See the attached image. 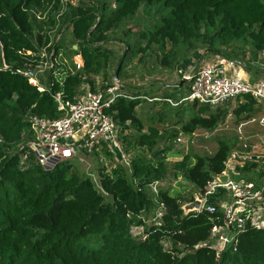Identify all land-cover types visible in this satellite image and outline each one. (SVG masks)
I'll return each instance as SVG.
<instances>
[{"label": "trees", "instance_id": "16d2710c", "mask_svg": "<svg viewBox=\"0 0 264 264\" xmlns=\"http://www.w3.org/2000/svg\"><path fill=\"white\" fill-rule=\"evenodd\" d=\"M115 43L127 51L118 76L123 97L106 113L119 135L135 129L123 140L148 156L135 155L129 167L101 169L95 181L71 160L43 170L21 145L28 119L61 117L54 101L57 93L73 101L85 85L93 93L113 86L110 72H116L124 54L108 48ZM198 50L205 52L204 58L220 54L231 62L248 52L256 60L264 53V0H0V264H264V231L247 223L236 234L235 250L217 253L209 244L215 242L213 228L224 227L220 210L187 213L183 207L194 201L193 196L182 202L178 193L158 189L155 196L148 188L168 175L165 159L172 155L170 143L178 134L213 132L229 114L237 124L260 111L249 96L236 99L230 112L229 102L211 107L182 101L189 92L183 96L177 89V97L160 99L164 117L175 119L178 129L145 131L136 109L147 104V93H126L121 85L128 63L138 56L147 75L158 69L172 75ZM43 53L52 54L54 67L39 73L36 67ZM75 56L83 63L79 69ZM63 58L69 66L65 73ZM16 70L38 72L40 87ZM98 77L102 89L97 88ZM149 99L159 98L153 93ZM173 109L187 111L184 125L178 114L171 115ZM232 143L219 139L210 156H184L177 164L183 178L197 191L205 190L226 171ZM159 147L160 154L151 158ZM260 169L250 159L235 173L260 190ZM216 192L207 197V205L225 199L223 190ZM153 209L161 214L147 226L145 215ZM134 228L141 230L134 234Z\"/></svg>", "mask_w": 264, "mask_h": 264}, {"label": "built area", "instance_id": "2783aa9c", "mask_svg": "<svg viewBox=\"0 0 264 264\" xmlns=\"http://www.w3.org/2000/svg\"><path fill=\"white\" fill-rule=\"evenodd\" d=\"M51 58L49 62L45 61L37 65L39 73L54 67ZM76 58H80V63ZM74 61L77 69L82 67L80 56H76ZM233 63L220 59L217 66L200 67L195 75L189 78L190 92L182 101L217 107L243 96H249L258 103L264 102V80L248 83L236 76L227 77L222 73L220 68L226 65L232 67ZM16 73L27 78L32 86L40 87L36 77L38 72L16 70ZM40 90L43 92L44 89L40 88ZM118 97H123L118 83L94 93L90 92L84 97H77L73 101H64L60 93L55 94L54 101L58 105V112L62 113L61 117L49 120L31 116L28 119V130L22 137V148L28 149L37 164L45 171H52L59 163L72 160L82 152H96L103 146L114 153L116 159L118 158L117 161L123 166L129 167L130 164L117 141L116 125L112 117L106 113ZM147 101L155 102L160 99H147ZM166 101L175 105L168 99ZM180 141L177 139V142ZM248 143L247 139H240V149L231 151L227 169L220 175L227 176L226 182L221 183L220 176L215 178L205 188V195H200V208L193 211L195 213L205 211L209 214H215L218 210L222 212L224 227L213 228L211 239L215 242L209 244V247L217 253L229 247L235 250L236 234L242 232L247 223L256 231H264V185L260 190H255L253 183L230 177V172L231 175L236 174L235 169L237 166H242V162L258 159L251 154L256 150L252 152L248 150ZM233 161H237V164L233 165ZM157 186L158 182L148 186L155 196L159 192ZM220 189L227 194L225 199H221L216 206L207 205V197L214 195ZM230 224L236 228L235 231L230 229L232 228ZM220 244L221 248H219Z\"/></svg>", "mask_w": 264, "mask_h": 264}, {"label": "rangeland", "instance_id": "374dc122", "mask_svg": "<svg viewBox=\"0 0 264 264\" xmlns=\"http://www.w3.org/2000/svg\"><path fill=\"white\" fill-rule=\"evenodd\" d=\"M108 48L115 49L116 51L119 52V54H122L124 52L123 45L118 43H115L112 47H108ZM74 50H76V47L74 48ZM126 52L127 51H125L124 53ZM196 53L198 56H201L198 57L199 60L203 59L206 56L203 50H198ZM51 55L52 54H49V56H47L45 53H43L39 61V64L41 62L44 63L45 61L49 62V58H51ZM193 56H196V54H193L190 57V59ZM64 60L65 58L61 59L62 62L60 66L62 67L65 73L67 71V67L69 66L67 62H64ZM76 61L80 63V58H76ZM184 62L178 68L183 66L185 64ZM194 65H196L195 61L193 63V66ZM127 67H128L126 70L127 75L122 76V81L124 83L121 84L126 93H135L136 91L147 93L145 96L148 97V99L152 97L153 93L156 94V97L158 98H162L164 96H169V97L172 96L174 98L177 97V95L179 94L176 91L177 89H179L182 90L181 94H183V96L188 95L186 84L182 88L176 86L180 83V78H182V76H180L179 73L177 72L178 68L174 73H172V75H169L166 72L159 73L158 72L159 69L157 70L156 73H153L152 75H147L145 70L143 71V69L140 67L138 56H134L132 60H130V62L128 63ZM183 67H185V65ZM110 73H111L110 76L115 74L114 71ZM117 83L119 85V82ZM96 84L98 89H102L101 87L103 86V84L100 77L96 78ZM79 93H80L78 96L79 98L88 95L90 93L89 86L85 85L83 88L80 89ZM146 102L147 104L142 102V104L136 109V114L139 118H141L142 125L145 131L149 127L158 128L161 132L164 131L165 129L166 130L178 129L179 125L174 124L175 119L168 121L167 117H164L166 110L163 108L162 105L163 101L161 99L157 103L158 105H153L154 104L153 102H149V101ZM235 102L236 100L229 102L230 103L229 109L233 108ZM187 104L188 103H185L182 107H180V109L183 111L184 106H186ZM171 106L176 107V105H171ZM179 106L177 108H179ZM258 108L260 111L258 112L257 115H264V102L258 103ZM180 109H173L172 111H174L175 113L172 112L171 115L174 116L175 114H178L177 115L178 118L185 120L184 122H181L182 125H184L188 121L189 114L187 113V111L182 112ZM158 113H161L163 115H161L159 118V116L157 115ZM164 119L167 121L166 123L168 124H164L165 123ZM230 120H233L232 117H227V120H225L219 126V128L213 132H197L194 135L178 134V136L170 143L173 150L172 155L166 156L165 159L168 175H166V178H164L162 181L158 182V186H157L158 189L162 191H169L171 195H175L176 193H178L182 198L181 199L182 202L188 201L192 196L194 197V199L196 198L199 199L200 191H197L190 183H188L183 178L182 176L183 171L181 168L177 167V164H179L182 161L183 157L186 155L189 156L212 155L217 149L219 139L231 140L229 138H232L233 136H237L238 138H240V136L245 137L247 134H244L243 132H240V135L237 134V132L234 130L235 125H233L232 121ZM160 122H162L163 124ZM119 131L120 129L117 128V134H118L117 138L119 140L118 143L123 151V154L126 156L128 162H130V159L135 155L148 156V153H144V152L142 153L137 148L131 149L132 147L126 146L127 141L123 140V138H126L127 136H129V134L135 132L134 128H129L127 130H124V132L122 133L123 137L121 136V132L119 135ZM177 139L181 141L177 142ZM248 142L251 143V144L248 143L249 146L248 150L250 152L256 149L257 143H260L259 141L258 142L248 141ZM238 143H240V140ZM123 146L127 147L126 148L128 150L127 152ZM260 152L262 151L259 150L258 152L256 150V152H253L251 154H253V156L258 157V159L256 160V165L259 168H261L260 169L261 171L264 172V153L260 154ZM110 154H111L110 150L106 146H103L96 152L85 151L78 154L73 160H71L72 161L71 163H74L76 168L81 173L91 176V178L95 181L98 179L97 175L99 170L104 169L106 170V172H110L117 165L123 166L120 161H117L118 158L116 159V157H112L110 156ZM242 163L244 164L245 162ZM235 164H237V161H233V165ZM230 173L232 174V172ZM176 174L178 175V177L174 176ZM238 178H243V180L246 179L245 177H242V175L239 174H238ZM225 196H227L226 193ZM160 214L161 213L157 209H153L151 212L145 215V224L147 226H150V224L156 219V217H159ZM140 230L141 228L139 229L134 228L132 231L134 234H137ZM221 247L222 245L219 248Z\"/></svg>", "mask_w": 264, "mask_h": 264}, {"label": "crops", "instance_id": "0c3cea01", "mask_svg": "<svg viewBox=\"0 0 264 264\" xmlns=\"http://www.w3.org/2000/svg\"><path fill=\"white\" fill-rule=\"evenodd\" d=\"M194 54H196V56H193L191 59L190 58L187 59L184 62L185 67H183L184 66L183 65L180 68H178V71H177L179 75L182 76V78H180V83L184 81L182 86L186 84L188 92H190V86H191L189 78L194 76L200 67L205 66V65L217 66L218 61L222 59L219 54L216 56H210V57L199 60L198 57H201V56H198L197 53H194ZM194 61L196 62V65L193 66ZM232 61L234 62L232 67L226 65L225 67L220 68L222 73L225 76L227 77L236 76L239 79L246 81L248 83H256V82L264 80V53L259 54L256 60H253L248 52H246L244 56L241 55L240 53L237 59L232 58ZM235 106L236 105H234L233 108L230 109V112H232L231 110H233ZM228 117H232L233 119L232 114H229ZM230 121H233V120H230ZM233 125H235L234 130L237 132L238 135H240V132L247 134L245 137L240 136V138H238L237 136H233L232 138H229L233 142L232 143L233 149H240V146H239L240 143L238 142L241 138H245L248 141H252V142L259 141L260 143L256 144L255 150H257L258 152L259 150H261L262 152H260V154L264 153V129H263L264 128V115L256 114L249 120L242 121L237 124L233 123ZM253 160H257V159H253ZM230 177L233 179V177H238V174H234V175L230 174ZM255 207H257L256 204H255Z\"/></svg>", "mask_w": 264, "mask_h": 264}, {"label": "water", "instance_id": "95a60500", "mask_svg": "<svg viewBox=\"0 0 264 264\" xmlns=\"http://www.w3.org/2000/svg\"><path fill=\"white\" fill-rule=\"evenodd\" d=\"M74 48H75V47H74ZM125 56H126V53L123 54V56H122V58H121V61H120L119 65H118V67H117V70H116V72H115V74H114V82H115V83L118 82L119 72H120V69H121V67H122V63H123V60H124ZM183 83H184V81L181 82V83H179V84L177 85V87H181V86L183 85ZM161 150H162L161 147L157 148V149L152 153L151 158H153V159L156 158V157L160 154ZM226 180H227V176H225V175L219 177V181H220L221 183H225ZM200 195H201V196H204V195H205L204 190L200 192ZM200 205H201V201H200L199 199L196 198V199H194L193 202L184 205L183 209H184V211L187 212V213H188V212H193V211H197V210L200 208Z\"/></svg>", "mask_w": 264, "mask_h": 264}]
</instances>
